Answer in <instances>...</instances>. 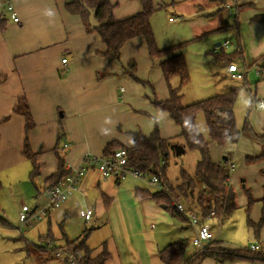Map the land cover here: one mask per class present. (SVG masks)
<instances>
[{
    "label": "crops",
    "instance_id": "obj_1",
    "mask_svg": "<svg viewBox=\"0 0 264 264\" xmlns=\"http://www.w3.org/2000/svg\"><path fill=\"white\" fill-rule=\"evenodd\" d=\"M10 1L20 21L15 23L10 19L5 9L7 0H0L1 191L6 189V185L11 189L12 186L31 182L32 164L22 155L25 138L40 165V175L33 185L39 194L40 189L42 195L45 181L58 171L55 148L60 138H63V143L67 140L70 144L64 154L60 152L65 165H79L87 154L101 156L112 142L130 148L133 145L131 133L141 131L150 135L156 124L163 139L178 140L180 127L168 113L156 108L153 100H167L170 88L179 86V78L167 83L160 67L163 58H150L144 38L128 41L121 50L120 58L112 60L103 55L106 45L100 36L89 33L80 16L66 11V4L73 0ZM153 2L157 11L150 23L159 49L190 41V38L195 40L212 32V10L221 12L224 8H230L226 3L219 11L217 4L210 0ZM237 6L252 10L245 14L248 22L256 16H264V0H240ZM141 9L138 1L119 0L113 12L114 18L123 20L138 14ZM172 13L178 14L181 21L171 17ZM250 26L264 34V22L251 21ZM180 30L186 31V35L180 34L179 37L177 33ZM226 42L223 45L215 44V48L227 47L229 42L227 45ZM241 49L239 46L237 52L244 53ZM241 58L244 59V56L241 55ZM63 59L67 60L65 64ZM226 69L225 66L228 74ZM131 71L145 84L135 81L130 75ZM244 82L247 84V81ZM257 84L258 81L254 84L256 88L259 86ZM261 86L264 89V84ZM250 88H245L248 96ZM21 100L26 101L34 122V127L28 132L25 131V118L14 111ZM245 140L240 137L236 144L216 146L215 152L212 150L213 143L210 144L214 162L226 161L224 158L230 155L232 186L242 177V184L254 178V172L264 167L248 166L247 158L254 152L258 153V150L239 152ZM239 159L241 162L237 168ZM98 174L91 169L81 179L79 191L64 203L65 209L72 207L71 203H77V206L93 211L90 222L96 220L98 224L92 227L94 229L89 236L91 238L94 232L101 233L96 247H91L92 238L88 243L86 240L93 258L106 248L110 258L105 264H162L159 251L178 242L186 246V255L197 253L191 244L193 230L186 222H176L155 200L139 201L135 197V190L139 187L130 186L129 178L133 182L139 180L114 176L101 178L100 181ZM140 183L146 189V185ZM263 189L264 181L257 188L255 196L262 198ZM106 201L110 203L108 207ZM44 203L45 200L36 206ZM47 218L49 220L51 214ZM211 221L216 220H210V224ZM190 234L191 239H187ZM216 239V245H219ZM210 262L208 264H264L240 259L217 263L211 258Z\"/></svg>",
    "mask_w": 264,
    "mask_h": 264
},
{
    "label": "trees",
    "instance_id": "obj_2",
    "mask_svg": "<svg viewBox=\"0 0 264 264\" xmlns=\"http://www.w3.org/2000/svg\"><path fill=\"white\" fill-rule=\"evenodd\" d=\"M118 1L119 0H73L66 4L65 9L71 15L80 16L89 33H97L100 36L101 40L106 45V51L103 53L105 57L118 60L125 44L132 39L141 37L146 41L151 59L163 58L160 67L167 83L169 84L170 80L173 78H179V86L177 88H170V95L167 100L158 101L154 99L153 104L156 108L169 114L176 125L180 127L181 133L178 138L179 141L176 139H163L160 136L159 128L156 124L150 135H146L141 131L131 133L130 136L133 139L132 147L127 148L119 143L112 142L107 145L103 155L109 156L117 150L126 149L128 152V163L132 169L141 173H149L158 176L162 185L166 186L168 194L152 193L149 190L137 188L135 190V197L139 201L155 200L159 205L165 207L168 213L177 220L186 222L185 217L176 210L174 204L179 203V200H185L194 206L192 207L190 205L191 207H189V209L194 212L196 211L202 219L209 218L210 214L213 212V219L223 223L233 215L235 210H237L235 194L229 181L231 170L230 155L227 156L226 161L214 162L210 153V144L213 143L221 147L226 146L228 143L236 144L242 134L250 133L254 140L263 145V153L259 157L264 158V135L259 136L254 133L248 118H246L242 130L238 129L235 106L241 88L229 87L223 94L195 102L191 105H184L182 89L189 82V71L182 51L190 44V41L173 45L166 49H159L150 23L152 16L157 11L153 0H131L138 1L142 9L138 14L123 20H116L114 18L113 12L118 5ZM210 1L217 4L220 8L219 11H221L228 0ZM242 7L244 6H237L236 10L238 13ZM90 10L95 12V18L99 23L94 29L91 28L89 23ZM262 21H264V16H256L252 20L253 23ZM206 34H203L201 37ZM222 50L221 48V51ZM238 56V52L232 55H226L222 51L221 54L215 56V61L219 64L228 66ZM133 69L134 68H132V71ZM132 71L130 72L132 78L137 82L145 84L138 80L133 75ZM244 88H247V84H245ZM249 93L252 102L250 108H252L256 105V95H253L251 91H249ZM14 111L25 118L26 132L34 127V122L25 100H21L14 108ZM199 115L204 116L210 141H206L198 130L197 118ZM62 139L63 138H60L58 140L55 148V154L58 159V171L45 181L42 193L47 186L55 185L61 178L68 174L63 156L60 154L63 145ZM177 147L184 150L183 154L187 152H197L199 154V159L196 162L195 172L193 174H189L182 167L176 182L172 184L169 182L170 179L167 175V169L171 155L175 157L178 156L176 154ZM22 155L32 164L30 180L32 183H35L36 178L40 175V165L37 162V155L32 152L27 138H25L24 141ZM252 160H254V158H247V161ZM1 189L2 184L0 182V191ZM246 193L248 197L246 211L247 226L253 233L254 241L260 242L262 241L261 233L264 229V192L262 198L258 200L262 206L258 223L250 219L251 209L253 204L256 203V200L252 198L249 190L246 191ZM106 202V207H108L110 203L109 201ZM0 223L2 225L8 224L7 220L1 215ZM93 229L94 228H91L89 232ZM86 238L87 236L83 237V239L77 238L69 240L65 236V245L60 249L73 253L81 252L83 254V259L79 261L78 264H105L110 258L106 248L100 255L93 258L92 251L85 244ZM47 239L54 240L51 236ZM216 244V242H212L208 247L215 246ZM186 254V246L184 243L178 242L170 244L159 251L158 257L162 264H202L204 260L210 256L213 257L217 263L234 261L236 259L250 262L261 261L264 263V251L251 252L249 249L230 253L232 255L226 252H211L210 250L197 252L191 256Z\"/></svg>",
    "mask_w": 264,
    "mask_h": 264
},
{
    "label": "rangeland",
    "instance_id": "obj_3",
    "mask_svg": "<svg viewBox=\"0 0 264 264\" xmlns=\"http://www.w3.org/2000/svg\"><path fill=\"white\" fill-rule=\"evenodd\" d=\"M238 1L228 0L226 3H228L230 8H224L221 12H218L215 9L214 11L212 10V13L210 14L211 18L209 17L211 19L212 32L199 39L191 40L190 38V44L185 47L183 53L188 66L189 82L182 89L183 104L191 105L195 102L223 94L229 87L241 88L235 109L237 126L242 128L246 118H248L249 124L254 133L263 136L264 108L261 109L259 104L260 102H264V89H262L261 86L264 84V80H257L253 72L249 73L247 86L251 87L250 91L253 95H256V105L250 108L252 102L251 97L248 96L247 91L244 88L245 82L226 74L225 65L219 64L215 61V56L221 54L222 51L226 55H232L237 52L239 46H241L244 53L242 51H240V53L238 52L239 56L236 57L233 62L240 67H243L245 61L244 66L246 68H250L261 60L264 64V34L258 33L256 29L250 26L252 20L248 22L245 19V14L252 11L251 9H245L242 7V9L245 10L241 9L240 12L237 13L236 6ZM170 16L178 22L181 21V19L178 18V14L172 13ZM177 34L181 37L180 34L184 36L186 35V31L180 30ZM238 34L240 35V38L238 37ZM226 41L229 42V45L225 48L223 47L222 51L221 48H215V44L220 43L223 45ZM241 55L242 57L244 56V59L241 58ZM257 81V85L259 86L256 88L254 84ZM197 125L200 129L199 132L203 135L204 139L210 141L208 128L203 115L198 116ZM240 137H244L249 141L245 140L243 142L242 148L239 152H254V150H258V153L254 152L250 155L254 160L247 161L248 166L257 168L258 166L264 165V158L259 157L263 153V145L254 140L250 133L242 134ZM216 146L218 147V145L212 144V147L214 148L212 149L213 152L216 151ZM198 159L199 154L197 152H187L186 154L176 157L171 155L167 169V175L170 179L169 182L172 184L176 182L182 167L189 174H193ZM240 162L241 159L236 162L237 168L238 165H240ZM237 171H240V169ZM88 173L89 172H87L85 176L88 175ZM263 173L264 167L256 173L254 172V178L248 179L245 183H241V180L244 179L242 177V179L234 183V186L231 185L236 198L237 210H235L233 215L228 220L224 221L223 224H218L219 221L216 219H214L216 221H211L212 232L214 233L215 238H217L216 241H219V245L207 247L206 251L210 250L211 252H226L230 254L239 250H247L250 248V245L254 243V241H252L255 240L253 233L247 226L246 211L248 197L246 191L249 190L252 198L256 200V203L253 204L251 209L250 219L253 222L258 223L262 207L258 200L261 198L256 197L254 193H256L257 188L260 187L261 182L264 181ZM99 180H102L100 176ZM129 185H138L140 189H144L139 181L133 182L130 178ZM39 192L40 194L31 182L23 186H12L11 189L6 185V189L0 192V215L8 222L6 225L0 223V264H63L61 263V259L55 256V253L61 248L58 246L65 243V236L69 240L77 238L83 239V237L87 236V243L92 238L91 247L97 246L96 241H98L97 238H99L101 233L94 232L90 238L89 235L92 231L89 232V230L98 223L96 220H93L90 223H85V221L79 216V211H86L87 209H84L81 205L77 206V203H71L72 207L68 206L67 209L64 208L63 203L59 209L51 214L49 220L48 218H45L32 226L22 227L21 231H19L18 227L20 224L18 221V214L22 205L34 208L36 205L42 204L45 197L41 194L40 189ZM151 192L155 193L153 191ZM179 201V203L185 207H194L188 201ZM242 201H244L243 204ZM244 203L246 204L244 205ZM169 216L176 220V222H180L172 215ZM50 236L55 240L49 239L52 244L51 248L42 247L40 244L42 239H47ZM23 239H25L27 244L22 241ZM187 239H191V234ZM261 239L264 240V230L261 233ZM212 242H215V240ZM211 258L213 257L210 256L209 258H206L204 260L206 261L205 264L211 263Z\"/></svg>",
    "mask_w": 264,
    "mask_h": 264
},
{
    "label": "built area",
    "instance_id": "obj_4",
    "mask_svg": "<svg viewBox=\"0 0 264 264\" xmlns=\"http://www.w3.org/2000/svg\"><path fill=\"white\" fill-rule=\"evenodd\" d=\"M5 9L10 19L19 23V17L15 12L14 6L10 0H7ZM173 21V19H171ZM228 42H226L227 45ZM67 62L63 59V63ZM227 73L237 80L247 81L250 72H253L257 80H264V64L258 61L256 64L252 65L250 68L245 66L240 67L236 63H231L227 66ZM260 108H264V102H260ZM70 144L67 140L62 145V152L64 153L68 150ZM68 174L61 178L55 185L47 186L43 192L45 197V203L40 206L31 208L27 205H23L21 211L18 214L19 227L18 230L21 231L22 227L32 226L33 224L47 218L50 214L55 212L60 206L65 203L72 195L79 191V183L81 179L85 176L87 172L91 169H95L102 179H107L110 177H119L120 179H125L127 177H134L140 182L146 185V189L151 190L155 193L168 194L166 186L162 185V182L158 176L141 173L132 169L128 163V152L126 149H120L113 152L109 156H93L87 154L83 161L79 165L65 166ZM233 165L231 164V169ZM85 196V193H82ZM176 210L186 219V224L190 226L193 230L192 246L197 252H204L212 241L215 240V235L212 232V225L209 223L211 219L214 218V213L212 212L207 219H202V217L191 211L188 207L183 206L181 203H174ZM79 215L87 223H89L93 216V211L87 209L86 211H80ZM42 247L51 248L52 244L49 239H42L40 242ZM264 250V241L254 242L250 245L249 251L260 252ZM55 256L61 259L63 264H78L79 261L83 259V254L81 252H68L67 250L59 249Z\"/></svg>",
    "mask_w": 264,
    "mask_h": 264
},
{
    "label": "water",
    "instance_id": "obj_5",
    "mask_svg": "<svg viewBox=\"0 0 264 264\" xmlns=\"http://www.w3.org/2000/svg\"><path fill=\"white\" fill-rule=\"evenodd\" d=\"M89 23L92 29H94L95 27H97L99 25V23L97 22L96 18H95V12L90 10V17H89ZM220 45V44H218ZM184 153V150L180 147L176 148V154L182 155ZM224 160H226V158H224ZM165 208V207H163Z\"/></svg>",
    "mask_w": 264,
    "mask_h": 264
}]
</instances>
